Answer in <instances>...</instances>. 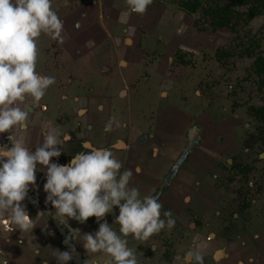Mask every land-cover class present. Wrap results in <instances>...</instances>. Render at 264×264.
<instances>
[{"label": "crops", "instance_id": "1", "mask_svg": "<svg viewBox=\"0 0 264 264\" xmlns=\"http://www.w3.org/2000/svg\"><path fill=\"white\" fill-rule=\"evenodd\" d=\"M100 4L102 6H91L92 17L88 19L90 35L98 39L94 43L95 49L90 51L84 49L85 46H74L73 49L76 56L72 58L75 60L72 64L84 75L77 80L65 78L66 89L73 86L75 93L71 95L68 91L66 94L61 91L55 97L52 94L53 87L50 86L38 103L29 98L25 104L19 105L29 109V126L27 132L23 133L29 150L35 152L36 147L43 142V131L53 127L62 141L61 146H57L61 147L62 152L59 157L51 158V163L67 164L61 161L70 162L75 155V152H70L73 149H77V153L86 151L82 147L85 142L93 147L111 149L115 158L124 166L121 172L125 169L132 170L130 186L139 188L141 196L151 194V186L146 187L148 182L160 184L163 175L171 168L173 170L170 173L175 174L170 181L181 173L193 175L195 179L201 174L206 176L203 166L196 159L189 157V163L185 160L186 154L191 155L188 149L196 146V150L199 145V128L192 125L184 135L182 132L178 133L180 128L174 121L176 114L170 115L174 114L173 110L178 113L188 106V103L181 105L179 98L184 97L185 101L191 102L193 94L190 92V82L180 77L173 79L168 76L169 70L173 69L170 67L171 59L167 63L164 60L171 51L164 50L162 58L155 59L153 64H149L148 58L143 57L154 49L150 45L151 40L163 39L161 14L169 12L171 20L174 11L153 2L146 13L141 15L132 12L126 0H105ZM173 36L180 39L179 35ZM41 37L43 39L38 40V47L43 56L41 55L40 60L38 58L36 70L41 75L51 76L52 72L45 71L52 69L55 59L48 58L45 51L48 36ZM142 42L143 46L140 48ZM89 63L91 66L84 68ZM145 70L149 75L143 76ZM60 76L64 78L66 74L63 76V72H60ZM168 108L171 112L166 111ZM109 122L112 123V131L105 132V125ZM72 133L77 138L71 149ZM10 135L7 132L0 133V147H11ZM65 137L68 139L65 140ZM65 151L69 152L68 158L63 156ZM144 167L149 169L143 171ZM152 167L156 169H151ZM46 174V166L37 164L36 183L29 186L27 197L22 202L32 219L33 228L21 232L19 229L5 231L0 226V264H57L53 256L55 249L61 252L71 251L72 242L78 253L74 252L73 259L67 264L74 260L81 262V257L85 264H97L99 261L105 264L110 257L103 254L100 258L98 253H86L80 236L84 233L94 234L99 223L104 220L117 230L119 225L115 223V218L119 214L118 207H114L113 212L106 214L99 222L96 217L89 218L83 224L66 217L59 218V221L51 203L46 202ZM72 236L75 239H70ZM66 239L68 244L64 243ZM127 239L131 248L148 241L134 240L131 236ZM216 256H213V261L218 264L222 254L219 258ZM182 260L187 264L195 261L189 254L184 255Z\"/></svg>", "mask_w": 264, "mask_h": 264}, {"label": "clouds", "instance_id": "2", "mask_svg": "<svg viewBox=\"0 0 264 264\" xmlns=\"http://www.w3.org/2000/svg\"><path fill=\"white\" fill-rule=\"evenodd\" d=\"M152 3L153 0H126L131 11L141 15ZM76 27H80L79 23ZM63 31V21L53 9L52 0H0V133H11V147H0V226L5 231L19 229L21 232L33 228L22 202L29 186L36 183L35 173L40 164L47 168L46 202L51 203L58 220L66 217L83 224L96 217L99 222L118 207L115 223L119 225V233L106 220L99 223L94 234L80 236L86 253L105 254L110 257L105 264H139L127 238L147 241L175 225L171 211L161 213L163 205L159 197L141 196L139 188L130 186L132 170L121 172L124 166L111 149L85 142L82 147L87 150L76 153L68 164L62 165L50 162L62 152L57 147L62 141L54 127L43 131V142L35 152L29 150L24 140L29 109L19 105L29 98L38 103L56 82L55 77L41 75L36 70L38 40L47 35L62 44ZM86 43L91 46L94 41ZM104 131H112L111 122L105 125ZM68 242V239L64 241ZM74 252V247L64 252L55 249L53 256L57 264H67ZM189 255L197 264H202L199 253Z\"/></svg>", "mask_w": 264, "mask_h": 264}, {"label": "rangeland", "instance_id": "3", "mask_svg": "<svg viewBox=\"0 0 264 264\" xmlns=\"http://www.w3.org/2000/svg\"><path fill=\"white\" fill-rule=\"evenodd\" d=\"M104 1L52 0L53 9L58 13L64 24V31L62 32L64 42L61 44L48 36L46 43L47 57L55 59L52 62V69L49 68L45 71V73L47 71L52 72L51 76L55 77L56 80L55 84L51 86L53 87V96L57 97L56 95H59L61 91L64 94L67 91L71 95L75 93L73 86H69L68 90L66 89L65 78H68V80L76 78L77 80V78H82L84 75L82 71H77L76 66L72 64L75 61L72 58L76 56L73 49L74 46H85L84 49L90 51L95 49L94 44L88 46L86 43L88 41H94V43L98 41L96 37L90 35L91 30H89L88 19L92 17L91 6H94V4L102 6L100 3ZM159 1L164 4L175 2V0ZM205 2L203 8H206L208 12H214L219 8L236 12V16L231 20L233 28L213 30L209 24L211 18L206 14V10H199L192 20L176 17V21H173L175 26L169 27L167 25V27L170 31H184V35H187L194 28L192 24L195 21L197 29L199 27L198 30L204 31V34H201L202 46L199 50L201 53L196 59L201 61L202 64L198 62L201 66L198 69L194 68L198 76L196 77V86L194 87L191 84L190 88L193 86L192 91L204 97L207 102L208 99L212 100L222 96L225 100L224 103L228 102V106L231 108L223 111L227 112L230 117L235 115L240 117V121H243L245 125L243 129L242 127L240 129L242 147H240L237 155L227 157L230 161L226 165L225 163L221 164L219 170L222 172V176L216 185L222 191L223 203L230 211L236 212L237 209L235 208L240 206V221L236 220L237 231H232L240 233V239L254 238L259 230L257 226L264 224V138L261 137L260 133L263 123L253 113V109H264L263 77L258 76L254 71L255 60L260 56L264 57V12L259 17L246 20L245 14L251 4L249 6H239L229 0H208ZM77 23L80 25L79 28L76 27ZM88 37L91 39H88ZM39 39L43 38L40 37ZM156 40V38L151 40L150 45L154 47L162 45L159 40V45H156ZM38 44H40L39 41ZM139 46L141 48L143 42ZM88 53L91 54L92 52ZM150 53L147 56L143 55V57L148 58L149 64H153L151 60L156 57V53ZM41 55L39 51V60ZM197 61L194 63H197ZM85 65L84 68L91 66L90 63ZM60 72H63V76L65 74L66 76L62 78ZM70 136L73 137L70 146H74L77 135L72 133ZM73 146L70 148L72 149ZM191 149H188V151L191 152ZM70 152L76 154L77 149ZM67 153L69 152L65 151L64 158H68ZM61 162L69 163V161L64 160ZM240 163H243L241 166L246 165L249 167V171L242 173ZM223 180H226L227 183ZM161 218H164L163 215ZM229 222H232V217ZM178 235L179 232L173 230V228L171 230L165 228L159 234L150 237L143 245L134 246L133 249L136 252L139 264H170L169 258L172 257L173 253L175 255L176 250H178L176 248L174 252L173 247L176 238L179 237ZM183 250L182 248L181 252Z\"/></svg>", "mask_w": 264, "mask_h": 264}, {"label": "flooded vegetation", "instance_id": "4", "mask_svg": "<svg viewBox=\"0 0 264 264\" xmlns=\"http://www.w3.org/2000/svg\"><path fill=\"white\" fill-rule=\"evenodd\" d=\"M205 1L208 0H175L171 4H164L159 0H153L154 3L164 6L166 9L174 11V13L172 14L173 19L171 20L169 12L166 11V13L161 14L162 27H160L163 39L159 41L162 45L164 43V46L154 47L151 53H156V57L151 62H154L155 59L162 58L164 50L171 51V54L167 56L168 58L165 57L164 60L167 63L171 59L170 67L173 69L169 70L168 76L173 79H177L178 77L183 80L186 79L194 87L196 86V77L198 76L196 75L197 71L195 69H198L201 66L200 64H202L201 61H197L196 59H198V55L201 53L199 51L202 46L201 34H204V31L198 30L200 29L199 27L197 29V23L195 21L192 24L194 28L187 35H184V31H180L179 33L170 31L168 30L169 27L175 26L173 21H176V17L192 20L193 16L199 10H206V14L211 18L209 24L213 30L232 29L233 25L231 24V20L237 14L236 12H231V10L220 8L214 12H208L206 8H203ZM229 1L239 6H249L251 4L245 14L246 20L259 17L264 12V0ZM252 7L257 12L250 16L249 12ZM174 32L176 36L179 35V40L177 37L174 38ZM171 42H173V45ZM156 45H159L158 41H156ZM196 61L197 63H194ZM254 66L255 73L263 77L262 82L264 86V57H258L254 62ZM146 75H149L147 70L144 71L143 76ZM192 90L193 86L190 90L191 94H193L191 102L185 101L183 99L184 97L179 98L181 105L188 103V106L178 113L173 110L174 114L172 113L170 115L175 116L176 114L174 121L180 128V132L178 133L182 132L183 134L192 125H197L199 128V145L196 150L193 149L191 151L190 156L189 153L186 154L185 160L189 163V157H193V160L196 159L203 166L206 176H202L201 174L200 179H195L193 175H184L181 173L173 181H170L175 174L174 172L170 173L173 170L171 168L163 175L161 183L164 180V184L162 183L160 185L161 183L148 182L146 186H151V195H157L159 197L163 205L161 213L163 211L172 212L173 218L175 219L173 230L179 232V237L176 238L175 243L173 242L174 252L176 248L179 252L176 250L175 255L173 253L172 257L169 258V262L170 264H187L182 260L184 255L199 253L203 257L202 264H215L213 256L217 255L216 257L219 258L220 254H222V257L218 261V264H264V224L257 226L259 230L254 238L246 237L240 239V233L232 231H237L236 220L238 219L240 221V206L235 208L237 209L236 212L230 211L223 203L222 191L216 185L222 176V172L219 170L221 164L225 163L226 165L230 161L227 157L237 155L240 147H242L240 142V129L241 127L243 129L245 125L243 121H240V117L236 115L230 117L227 115V112L225 113L223 111L231 108H229L228 102L224 103L225 100L222 96L212 100L208 99L209 101L207 102V100H204V97H201ZM166 111L171 112L169 108ZM253 113L263 123L260 133L262 135L261 137L264 138V109H253ZM242 164L240 163V171L242 173L248 172L250 168L246 165L241 166ZM148 169V167H144L143 171H147ZM151 169L156 168L152 167ZM223 181L227 183L226 180ZM176 193L180 196H177ZM183 195L187 196V198L183 197ZM231 217L232 222H229ZM190 219L193 220V223ZM118 230L119 228L116 231L118 232ZM72 244L75 252L78 253V250L74 246L75 243L72 242ZM62 245L64 248V243ZM182 248L184 249L183 252H181ZM98 254H100L98 257L100 256L102 258L101 255L103 253ZM82 259L83 257H81V262L74 260L71 264H85V261ZM97 264H103V261H99ZM190 264H197V262L193 261Z\"/></svg>", "mask_w": 264, "mask_h": 264}, {"label": "trees", "instance_id": "5", "mask_svg": "<svg viewBox=\"0 0 264 264\" xmlns=\"http://www.w3.org/2000/svg\"><path fill=\"white\" fill-rule=\"evenodd\" d=\"M257 11L255 10L254 7H252L251 11L249 12L250 16H252L253 14H255ZM227 24V23H225ZM221 26H224L223 24H220Z\"/></svg>", "mask_w": 264, "mask_h": 264}]
</instances>
